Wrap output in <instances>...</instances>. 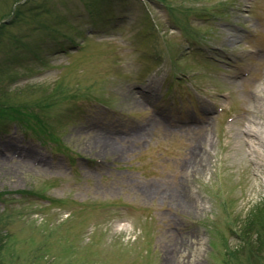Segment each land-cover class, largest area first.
<instances>
[{"label":"rangeland","instance_id":"rangeland-1","mask_svg":"<svg viewBox=\"0 0 264 264\" xmlns=\"http://www.w3.org/2000/svg\"><path fill=\"white\" fill-rule=\"evenodd\" d=\"M0 264H264V0H0Z\"/></svg>","mask_w":264,"mask_h":264},{"label":"bare ground","instance_id":"bare-ground-1","mask_svg":"<svg viewBox=\"0 0 264 264\" xmlns=\"http://www.w3.org/2000/svg\"><path fill=\"white\" fill-rule=\"evenodd\" d=\"M145 100H147V99H143L142 100V103H145ZM148 101V100H147ZM100 138H103L102 140L100 139L99 141H96V145L97 144H100L102 141H104V142H102V143H104L107 147H110L111 148V146H114V144L116 143V140L115 139H113L112 137H110V136H103V137H100ZM126 139L128 138V137H125ZM130 138H132V137H130ZM92 146V145H91ZM182 255H183V252H182ZM181 255V256H182ZM184 260V259H183ZM189 260H187L186 261V263L188 262Z\"/></svg>","mask_w":264,"mask_h":264},{"label":"trees","instance_id":"trees-1","mask_svg":"<svg viewBox=\"0 0 264 264\" xmlns=\"http://www.w3.org/2000/svg\"><path fill=\"white\" fill-rule=\"evenodd\" d=\"M253 221H254V220H252V216H251L250 218H248L247 223H246L245 226H244V227L247 229V232H249V229L252 228V227L254 226V225H253ZM248 241H249V240H248ZM253 242H254V240H253V241L251 240V241L249 242V244L251 245V244H253Z\"/></svg>","mask_w":264,"mask_h":264}]
</instances>
